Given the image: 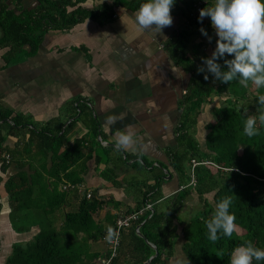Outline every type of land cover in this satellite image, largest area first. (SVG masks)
Wrapping results in <instances>:
<instances>
[{"label": "crops", "instance_id": "1", "mask_svg": "<svg viewBox=\"0 0 264 264\" xmlns=\"http://www.w3.org/2000/svg\"><path fill=\"white\" fill-rule=\"evenodd\" d=\"M12 2L23 9L38 4V0ZM111 2L85 0L80 5L94 8ZM211 2L212 5L206 4V8L214 5L215 1ZM138 10L119 6L109 19L87 17L65 30L50 28L34 54L0 68V108L10 112L9 122L12 116L19 114L28 123L24 132L8 135L4 142L13 151V158L6 170L0 172L3 177L0 264L14 243L33 238L40 225L49 223V218L64 219L65 212L76 210L86 192L104 201L93 215L97 223L107 227V214L117 218L127 209L134 208L147 185L155 183L156 175L160 176V201L180 189L176 171L169 163V154L177 145L176 127L183 111L180 103L190 76L178 63L169 41L184 22L172 8L173 24L165 27L162 33H153L137 24L135 13ZM205 21L209 35L204 36L195 27L192 40L203 41L204 55L209 57L218 37L210 17H205ZM5 51L0 50V65L5 63L2 57ZM218 105L217 96L202 105L195 134L201 143L207 133L205 125L214 117L211 109ZM110 117L115 118L114 122ZM44 127L58 135L63 134L60 151L81 154L69 168L79 178L77 184L65 179L63 172L60 179L50 176L54 162L51 150L43 155L33 146L28 154L24 153L23 146L30 135L28 129ZM129 129L134 134V144L118 150L116 136ZM18 171H25L31 181L45 179L48 184L45 194L51 195L50 201L58 198L55 196L57 190L64 193L65 202L46 214L42 211L43 202L38 201L40 204L36 208L39 209L29 211V216L17 213L13 216L3 183ZM66 185L72 187L64 189ZM191 197L185 210L190 207L188 204L197 203L196 194L192 192ZM207 197L212 199L211 194ZM63 219L57 223L58 227ZM21 224L25 229L18 232L15 225ZM93 243L103 245L104 253ZM88 245L92 252L99 253L100 259L108 250L105 238L90 241Z\"/></svg>", "mask_w": 264, "mask_h": 264}, {"label": "trees", "instance_id": "2", "mask_svg": "<svg viewBox=\"0 0 264 264\" xmlns=\"http://www.w3.org/2000/svg\"><path fill=\"white\" fill-rule=\"evenodd\" d=\"M0 1V50L6 49L2 54L5 63L0 68L34 54L50 28L65 30L87 17L109 19L119 6L137 10L146 2L112 0L111 3L86 8L80 5L85 0H38L34 8L23 9L12 0ZM198 1L203 0H175L173 9L184 23L169 41L175 49L178 63L190 76L180 103L183 111L176 127L177 145L169 154V163L175 169L182 188L160 201V176L156 175L155 183L147 185L141 200L125 214L138 211L146 203L152 204L151 209L144 210L129 226L121 229L117 253L110 264H142L155 252L149 243L158 251L149 264H170L179 237L188 264H230L232 251L248 241L264 249V125H260L257 119L259 134L254 137H248L243 132L248 116L258 118L264 112V105L258 101V97L264 94V87L258 88L251 82L244 87L239 80L223 83L215 80L210 73L205 80L204 73L197 71L202 65V58L208 56L204 55L203 41L192 40L195 27H203L209 35L208 22L205 18L201 22L196 13ZM211 1L215 0H204L203 8L206 4L212 5ZM218 62L223 66L224 58ZM215 96L219 97V105L211 109L214 117L205 125L207 133L201 143L195 137L198 116L203 103L212 102ZM9 117L10 112L0 108L1 173L13 158V151L4 145L6 137L24 132L28 125L19 114L11 117L12 123L7 120ZM28 130L30 135L24 143V153L28 154L33 146L43 155L51 150L54 162L49 170L50 176L60 179L63 172L65 179L77 184L79 178L69 168L81 154L60 151L63 134L58 135L48 127ZM192 159L197 162L209 160L217 165L197 164L193 169L195 186L188 185ZM2 181L0 174V188ZM3 186L13 216L15 213L29 216V211L39 209L36 208L40 204L38 201L43 202L42 211L46 214L65 202L64 193L57 190L55 196L58 198L50 201L51 195L45 194L48 188L46 180L31 181L25 171L10 175ZM192 192L197 196V203L190 212H183L187 201L192 198ZM208 194H211V200ZM225 197L232 199L230 212L236 217L237 231L231 238L220 234V239L213 243L207 238L205 222L212 218L217 203ZM103 204L104 201L94 194L90 198L82 197L76 210L65 212L59 229L52 228L50 224L40 225L33 238L12 245L3 264H90L97 258L100 264L99 253L92 252L88 243L105 238L107 234L104 231L116 227V217L112 218L110 214H107V227L95 221L93 214ZM15 223L14 220L13 225ZM15 227L18 232L25 229L24 224ZM108 254L107 250L104 257ZM253 264H264V261L253 260Z\"/></svg>", "mask_w": 264, "mask_h": 264}, {"label": "clouds", "instance_id": "3", "mask_svg": "<svg viewBox=\"0 0 264 264\" xmlns=\"http://www.w3.org/2000/svg\"><path fill=\"white\" fill-rule=\"evenodd\" d=\"M175 0H146L135 13L137 24L153 33H162L165 27L173 24L171 14ZM210 17L211 24L218 37L216 47L209 57L202 58V65L197 71L209 73L215 80L229 83L239 80L244 86L251 82L255 86L264 87V0H215L212 7L203 8L199 13L202 22ZM204 36L207 31L200 29ZM211 42V37H209ZM231 56V59H227ZM224 58L222 66L218 61ZM260 105H264V95L258 97ZM114 122L115 118H109ZM257 119L264 125V112L259 117L248 116L244 122L243 132L248 137L259 134ZM134 144L131 129L116 136L115 147L125 150ZM234 169L231 170V172ZM231 197H225L217 203L211 219L205 222L207 238L215 243L220 234L232 237L237 231L236 217L230 212ZM115 233L108 228L105 239L112 242ZM253 260L264 261V249L257 248L251 241L236 247L230 256V264H253Z\"/></svg>", "mask_w": 264, "mask_h": 264}, {"label": "built area", "instance_id": "4", "mask_svg": "<svg viewBox=\"0 0 264 264\" xmlns=\"http://www.w3.org/2000/svg\"><path fill=\"white\" fill-rule=\"evenodd\" d=\"M204 0L203 1H198L195 5L196 13H200V10L203 9L204 6ZM264 95V94H263ZM5 159H8L7 155L4 156ZM199 163H204V164H211L213 166L215 165L213 162L206 160L202 162H197L196 160L192 159L191 160V172H190V180L188 185L189 186H195L196 184V179L193 173L194 167L199 164ZM68 187H72V185H66L63 186L64 189H67ZM182 188V187H180ZM84 196L87 198H90L92 196L91 192H86L84 193ZM152 204L151 203H146L145 206L141 207L138 211L131 212L129 214H123L119 217L116 218V227L113 230L115 233V238L113 239L112 242H108V256L101 258V263L100 264H110L111 260L116 256L117 253V248L119 246V241H120V231L122 228L127 227L130 225V223L138 218V216L147 209H151ZM138 229V228H137Z\"/></svg>", "mask_w": 264, "mask_h": 264}, {"label": "rangeland", "instance_id": "5", "mask_svg": "<svg viewBox=\"0 0 264 264\" xmlns=\"http://www.w3.org/2000/svg\"><path fill=\"white\" fill-rule=\"evenodd\" d=\"M208 198H210V197H208ZM194 205H196V204L195 203L194 204L191 203V205L188 204V206H190V207L188 209H186V210L184 209L183 212H187V211L190 212L192 206H194ZM62 219H63V217H54V216H52L51 218H49V223H45V225L50 224V226L52 228L59 229L60 227H58L57 223L62 221ZM27 221H30V219H28ZM181 242H182V239L180 237L176 241L175 255L172 257V259L170 261V264H188L187 258L185 257V255L183 254V252L181 250ZM103 243L105 244V242H103ZM92 245L93 246H97L96 248H100L101 252L104 253V248L105 247L103 245H102V247L100 246L101 244H99V243H93ZM107 246H108V241H107ZM98 261H99V258L93 260L90 264H98Z\"/></svg>", "mask_w": 264, "mask_h": 264}, {"label": "water", "instance_id": "6", "mask_svg": "<svg viewBox=\"0 0 264 264\" xmlns=\"http://www.w3.org/2000/svg\"><path fill=\"white\" fill-rule=\"evenodd\" d=\"M148 243H149V242H148ZM149 244H150V246H151L152 248H154L155 252H154L153 255H151V256H150L145 262H143L142 264H149L150 261L154 258V256H156L157 253H158L156 247H155L152 243H149Z\"/></svg>", "mask_w": 264, "mask_h": 264}, {"label": "flooded vegetation", "instance_id": "7", "mask_svg": "<svg viewBox=\"0 0 264 264\" xmlns=\"http://www.w3.org/2000/svg\"><path fill=\"white\" fill-rule=\"evenodd\" d=\"M1 2V1H0ZM13 5V4H12Z\"/></svg>", "mask_w": 264, "mask_h": 264}]
</instances>
